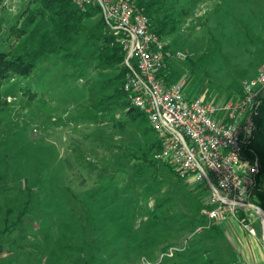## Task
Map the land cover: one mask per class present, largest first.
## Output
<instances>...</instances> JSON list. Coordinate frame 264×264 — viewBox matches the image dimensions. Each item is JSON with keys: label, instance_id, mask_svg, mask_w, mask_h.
Listing matches in <instances>:
<instances>
[{"label": "rangeland", "instance_id": "374dc122", "mask_svg": "<svg viewBox=\"0 0 264 264\" xmlns=\"http://www.w3.org/2000/svg\"><path fill=\"white\" fill-rule=\"evenodd\" d=\"M136 1L153 30L162 28L158 77L180 83L187 96L218 106L240 101L264 70V0ZM94 11L66 19L44 0L0 5V50L34 63L0 87V183L10 192V219L26 208L23 221L31 216L40 226L9 242L11 252L28 253L16 263L230 264L247 247L252 264H264V87L240 119L254 126L245 132L247 161L259 164L250 201L262 211L241 214L246 223L237 220L230 235L228 223L208 221L205 185L155 157L160 136L147 118L139 126L120 108L129 101V68L107 63L112 46L122 47L120 34ZM171 247L179 249L164 254Z\"/></svg>", "mask_w": 264, "mask_h": 264}, {"label": "built area", "instance_id": "2783aa9c", "mask_svg": "<svg viewBox=\"0 0 264 264\" xmlns=\"http://www.w3.org/2000/svg\"><path fill=\"white\" fill-rule=\"evenodd\" d=\"M70 1L80 8L99 6L105 22L120 34L117 41L125 50L124 63L129 68L123 90L131 105L146 114L160 136L162 146L155 157L171 164L182 177L208 187V221L239 220L241 214L250 215L260 209L250 201L259 164L257 160L249 163L246 156L245 132L254 126L240 119L254 111L255 97L264 87V70L246 82L245 97L240 101L218 106L187 96L180 83L165 84L158 77L164 66V46L136 0ZM221 110L226 112L227 120L221 119ZM240 220L246 223L245 218ZM246 226L250 233H256L254 225ZM261 229L264 234L263 218ZM178 249L171 247L164 254L173 256Z\"/></svg>", "mask_w": 264, "mask_h": 264}, {"label": "trees", "instance_id": "16d2710c", "mask_svg": "<svg viewBox=\"0 0 264 264\" xmlns=\"http://www.w3.org/2000/svg\"><path fill=\"white\" fill-rule=\"evenodd\" d=\"M3 1L4 0H0V5L3 3ZM44 1L46 3H48L49 6H53V5L55 6L57 4L59 7V13H61L63 16H65L66 19H74V18H82L83 16H90L92 13L91 12L92 10H95L94 13H96L97 11L100 12V8L97 5H94V6L90 5V6H87L85 8H80V7L75 6L70 0H44ZM194 1H199V0H194ZM136 2L140 6L143 5V1H136ZM144 7H146V6H144ZM145 13L149 16V14L147 12H145ZM102 23L104 24L103 20H102ZM152 26H153V23H152ZM155 31L161 36V34H162L161 33L162 28L161 27L156 28ZM105 39H108L107 41H109V39L112 40V37L110 36V37L105 38ZM111 49L113 50V53L110 56L111 60H109V62H107L108 66H112V68H118L120 71H123V72H125V70H128V67L126 66L125 63L123 65L121 64L123 62V59H124L125 50H123L121 46H117V45L112 46ZM33 67H34V63L32 60L27 61V60H24L22 57L13 58V57H10L9 52L0 50V87H1L2 82L5 79H7L8 77H11L14 75H27L33 70ZM159 75H160V73H159ZM6 103L7 102L4 100L2 91L0 89V114L4 111V109L6 107ZM120 108H126L125 113L128 116L132 117V119L138 120L137 125H139V126L142 125L141 117H143V115H144L147 118L146 114L143 111H141L137 107L131 105L129 101L121 103ZM257 120H259V119L257 118ZM147 122H149L148 118H147ZM157 143L158 144L156 146V151L160 150V148L162 146L160 138L158 139ZM201 183L205 185V183H203V182H201ZM205 187L208 190V193L210 194L208 187L206 185H205ZM25 209L26 208H23V210H21V212L19 213L18 221L20 223L23 221V219H22L23 215H25V213H26ZM15 224H10L8 229L11 230L15 226Z\"/></svg>", "mask_w": 264, "mask_h": 264}, {"label": "crops", "instance_id": "0c3cea01", "mask_svg": "<svg viewBox=\"0 0 264 264\" xmlns=\"http://www.w3.org/2000/svg\"><path fill=\"white\" fill-rule=\"evenodd\" d=\"M10 192L6 186H4V183H0V264H7L6 261L3 262V259L5 257H9L10 255H13V262L12 264H17L18 262V257L20 255H25L28 254L26 251L21 250H13L12 252L9 250V242L10 241H20L24 239V236L20 235V230L27 227L28 225H33V228L36 230H40V226L38 222L36 221H29L31 219H24L21 223L18 221V216L19 214H16L15 218H13V222H11L10 219V209L11 207L9 206L10 202ZM11 222V223H10ZM16 223V224H15ZM228 228L231 230L227 232L228 234L231 235L232 229H237L238 227V221L236 219H231L228 222ZM10 224H15L17 225L15 228H12L11 231H9V225ZM222 224V223H219ZM226 226V227H227ZM229 230V229H228ZM231 232V233H230ZM251 242L253 240H250ZM235 255L238 256V259L236 261L231 262L230 264H252L254 258H256V253H254V249L249 250L247 247H243L242 249H239L234 251ZM49 256V254H48Z\"/></svg>", "mask_w": 264, "mask_h": 264}, {"label": "bare ground", "instance_id": "6f19581e", "mask_svg": "<svg viewBox=\"0 0 264 264\" xmlns=\"http://www.w3.org/2000/svg\"><path fill=\"white\" fill-rule=\"evenodd\" d=\"M258 213L261 214V209H257ZM263 220H264V216H262Z\"/></svg>", "mask_w": 264, "mask_h": 264}]
</instances>
